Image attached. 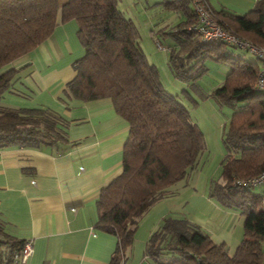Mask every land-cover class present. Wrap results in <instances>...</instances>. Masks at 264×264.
<instances>
[{"label": "trees", "instance_id": "obj_1", "mask_svg": "<svg viewBox=\"0 0 264 264\" xmlns=\"http://www.w3.org/2000/svg\"><path fill=\"white\" fill-rule=\"evenodd\" d=\"M117 1L0 0V98L18 71L8 65L48 38L59 22L75 20L83 54L72 63L74 75L62 93L81 101L108 97L128 124L121 172L97 199V226L117 239L108 264L122 263L140 218L172 185L188 177L204 149L202 131L178 95L163 86L158 68L139 42L135 21ZM162 2L184 17L165 32L175 42L167 59L175 79L193 85L206 70V58L229 64L225 80L212 92L232 112L222 136V181H210L209 196L238 210L244 219L242 238L231 255L225 243L213 242L196 224L172 216L149 235L145 254L159 264H262L264 190L236 183L264 171V91L253 87L259 59L234 54L233 49L247 51L232 43L202 40L192 29L197 15L191 0ZM202 2L225 31L264 47V0L244 14L214 12ZM66 126L49 108L0 105V149L63 144ZM23 243L8 235L0 220V264L17 262L14 254Z\"/></svg>", "mask_w": 264, "mask_h": 264}, {"label": "crops", "instance_id": "obj_2", "mask_svg": "<svg viewBox=\"0 0 264 264\" xmlns=\"http://www.w3.org/2000/svg\"><path fill=\"white\" fill-rule=\"evenodd\" d=\"M118 1V8L142 27L139 14L120 7ZM257 1L206 0L214 12L234 14H244ZM143 20L150 22L152 17ZM77 27L75 20L59 22L48 38L8 65L18 71L1 94V106L49 108L67 122L63 144L0 149L3 229L15 238L31 239L33 244L26 260L14 264H108L117 244L115 235L97 226V199L101 189L121 172L128 124L108 97L81 101L62 93L74 75L72 63L83 54ZM157 43L161 45L158 38ZM208 181L195 188L190 182L172 185L140 218L121 264H159L146 256L145 243L168 216L196 224L233 254L242 238L244 217L210 197Z\"/></svg>", "mask_w": 264, "mask_h": 264}, {"label": "rangeland", "instance_id": "obj_3", "mask_svg": "<svg viewBox=\"0 0 264 264\" xmlns=\"http://www.w3.org/2000/svg\"><path fill=\"white\" fill-rule=\"evenodd\" d=\"M118 4L129 11L132 8L139 14V18L143 21L142 27L137 26L140 35L139 42L148 60L158 68L160 79L166 90L178 95V98L189 109L191 118L203 133L204 149L198 157L197 167L189 173L188 180H180L177 183L190 182L194 188L200 187L201 183L206 180H209L208 182L216 180L220 183L222 181L220 162L225 154L221 134L226 125L222 127L218 122L226 124L232 109L227 104L218 103L212 96V92L225 80L229 64L213 58H206L204 60L206 70L193 85L175 79L167 64L168 48L172 47L175 42L174 38L165 32L171 28L170 26L178 25L182 20L181 15L175 9L165 6L162 0H119ZM145 17H152V20L145 21L143 20ZM166 24L168 26L164 27ZM157 38L161 45L157 43ZM233 50L234 54L240 53L246 59H254V56L249 52ZM176 185L178 187V184ZM256 190H264V187ZM179 207L183 208V201L179 203Z\"/></svg>", "mask_w": 264, "mask_h": 264}, {"label": "built area", "instance_id": "obj_4", "mask_svg": "<svg viewBox=\"0 0 264 264\" xmlns=\"http://www.w3.org/2000/svg\"><path fill=\"white\" fill-rule=\"evenodd\" d=\"M192 7L197 15V22L192 26L202 40L214 41L222 40L236 45L237 47L257 56L259 59V68L256 74L253 87L256 90L264 91V47L252 44L250 41L238 38L231 33L225 31L218 25L212 17L211 12L206 8L202 0H191ZM237 184H244L249 187H264V171L244 180H237ZM264 206V198L261 201ZM33 244L31 239L24 240L20 252H15L16 261H25L32 253Z\"/></svg>", "mask_w": 264, "mask_h": 264}]
</instances>
